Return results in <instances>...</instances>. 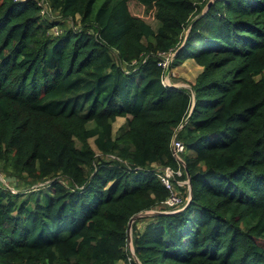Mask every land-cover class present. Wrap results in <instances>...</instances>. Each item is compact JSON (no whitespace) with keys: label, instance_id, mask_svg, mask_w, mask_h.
<instances>
[{"label":"trees","instance_id":"1","mask_svg":"<svg viewBox=\"0 0 264 264\" xmlns=\"http://www.w3.org/2000/svg\"><path fill=\"white\" fill-rule=\"evenodd\" d=\"M47 1L62 19L0 0V264H135L149 210L172 212L132 223L140 264H264V0H135L156 28L132 0ZM173 51L191 88L163 82ZM175 131L184 209L158 176Z\"/></svg>","mask_w":264,"mask_h":264},{"label":"rangeland","instance_id":"2","mask_svg":"<svg viewBox=\"0 0 264 264\" xmlns=\"http://www.w3.org/2000/svg\"><path fill=\"white\" fill-rule=\"evenodd\" d=\"M100 3H101V0H98L96 2V8L99 6ZM128 8H129V11L133 15L143 18L145 21L150 23L154 28L157 27L158 23L154 18V9H146L144 5L140 4L139 2H137L135 0L128 2ZM50 16H51V20H54V21H58L61 18L60 14H57L53 11H52V14ZM49 19H50V17H49ZM80 25H81L80 15H76L74 18H71V19L64 18L62 25L57 24L55 26V29H58V30H55V29H53V30L56 32V31H59L63 28H69L70 26L73 29H81L82 27H80ZM188 31H189V28H187L186 31L184 32L185 35L188 34ZM175 54H176V51H173V52H170V53L163 56V58L164 57L168 58L167 66L170 63V70H169V73L164 78V83L166 85L174 84L176 86L189 85L190 83H193V81L195 80V77L198 75V73L201 72L202 67L199 66L198 64H196L193 59L185 57V58L181 59V62H179L178 65L171 68V62H172V59H173ZM124 121H125V119L123 117H118L116 119V121L113 123L114 135H116L119 132V130H120L119 128L124 123ZM93 125H94L93 122H91V123H89L88 126L91 127ZM89 141H90V144L93 146V148L96 150V146L94 144L93 138H91ZM185 180L188 181V179H185ZM185 180H179L178 182H179V184H184ZM0 181H2L1 183H3L4 185H7V187L14 192H17L20 189V187L17 188V187H13L11 184L9 185L8 181H10V180H7L6 177H4L1 173H0ZM35 186H37V185H35ZM180 186H182V185H180ZM22 188H26V186L22 185L21 189ZM31 189H27L28 192L25 195H23V197L24 196L26 197V195L27 196L30 195L32 193L30 191ZM45 192H50V190L47 189V190H45ZM144 224H145V222L142 221V222L138 223V226L141 228ZM260 243L263 244L262 241H260Z\"/></svg>","mask_w":264,"mask_h":264},{"label":"built area","instance_id":"3","mask_svg":"<svg viewBox=\"0 0 264 264\" xmlns=\"http://www.w3.org/2000/svg\"><path fill=\"white\" fill-rule=\"evenodd\" d=\"M37 3L41 8L40 12L42 15L47 16V14H50V15L52 14L51 6L47 0H38ZM67 18L71 19L72 17L68 16ZM53 29H55V26ZM53 29H52V31H53V34H55V35H59V33L61 32V30L55 32ZM55 30H58V29H55ZM167 63H168V58L164 57L159 61L158 64L161 65L164 69H166ZM165 76L166 75L164 74L163 75V82H164ZM176 133H177V131H175V133L173 134V136L171 138L170 149H171L172 155L174 156L175 160L178 163V168L173 169L170 166H164V167L159 168L160 171L158 172V176H159L161 182L163 183V185L166 188H168L170 190V196L165 201H163L162 204H163V206H170V207L179 206L180 204L183 203V198L178 194V192L176 190H174L172 181H176V183L178 185H184V184L187 185L186 180H185L184 184H179V182H178L180 180L179 177L182 176V168L181 167L185 166V162H184L183 157H182V152L185 150V145L180 139H178ZM187 200H188V197H187ZM128 259H129V261L133 260L134 262H136L131 251H130V255H129ZM129 264H133V263H129Z\"/></svg>","mask_w":264,"mask_h":264},{"label":"water","instance_id":"4","mask_svg":"<svg viewBox=\"0 0 264 264\" xmlns=\"http://www.w3.org/2000/svg\"><path fill=\"white\" fill-rule=\"evenodd\" d=\"M213 2V0H210L207 4V8L210 6V4ZM169 70H170V63L168 64V66L166 67L165 69V75H167L169 73ZM170 86H176L174 84H171ZM176 87H189L191 88L190 84L189 85H182V86H176ZM196 97L195 95L193 94V102H192V107L190 109V112H189V115H191V112L193 111L194 107H195V104H196V101H195ZM188 118V117H187ZM186 122V121H185ZM180 125V127L178 129H180L184 124ZM177 134V133H176ZM7 180H13L14 177H6ZM188 181H187V185H188V188H189V193H188V200H187V203L182 207V209L186 208L187 204L189 203V200H191V197H192V187H191V181L189 178H187ZM169 212H172V211H158V210H149V211H145V212H140L134 216H132L128 222V248L129 250L132 252L137 264H140L139 262V259L138 257L136 256L135 252H134V248H133V244H132V239H131V227H132V223L137 220L138 218L140 217H143V216H146V215H152L154 213H169Z\"/></svg>","mask_w":264,"mask_h":264}]
</instances>
